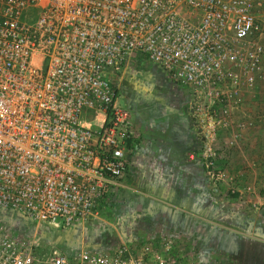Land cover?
<instances>
[{"label":"built area","instance_id":"1","mask_svg":"<svg viewBox=\"0 0 264 264\" xmlns=\"http://www.w3.org/2000/svg\"><path fill=\"white\" fill-rule=\"evenodd\" d=\"M144 61L218 117L264 77V0H0V264L34 260L9 215L72 227L126 188L116 80Z\"/></svg>","mask_w":264,"mask_h":264},{"label":"rangeland","instance_id":"2","mask_svg":"<svg viewBox=\"0 0 264 264\" xmlns=\"http://www.w3.org/2000/svg\"><path fill=\"white\" fill-rule=\"evenodd\" d=\"M116 85L137 135L126 188L72 227L9 215L22 257L33 264L54 254L66 264H264V175L236 153L257 130L252 107L264 77L238 102L219 105L218 117L146 61L127 67Z\"/></svg>","mask_w":264,"mask_h":264},{"label":"crops","instance_id":"3","mask_svg":"<svg viewBox=\"0 0 264 264\" xmlns=\"http://www.w3.org/2000/svg\"><path fill=\"white\" fill-rule=\"evenodd\" d=\"M252 108V111H258L257 116L259 120L251 119L250 125H252V131H255L256 129L257 130L255 132L249 133L247 137H245V139L239 143L243 147L236 153L239 154V158L252 161L253 168H251V170L254 173L257 174L258 172L264 175V89H262V99L260 103L254 104ZM255 115L256 114H254V116ZM133 157L134 156L130 158V163L132 159V163H135L134 160L136 159ZM128 180L129 178L126 180V183Z\"/></svg>","mask_w":264,"mask_h":264}]
</instances>
